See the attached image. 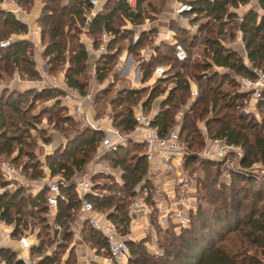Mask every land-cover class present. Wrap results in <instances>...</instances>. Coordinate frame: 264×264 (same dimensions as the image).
<instances>
[{"label":"trees","instance_id":"16d2710c","mask_svg":"<svg viewBox=\"0 0 264 264\" xmlns=\"http://www.w3.org/2000/svg\"><path fill=\"white\" fill-rule=\"evenodd\" d=\"M24 7L30 8L33 0H18ZM147 0H137L134 7H132L126 0H107L96 14L92 17L87 33L93 36L96 44L100 41L102 34L111 33L112 37L107 42L109 52L102 53L96 58L94 57L95 74L98 80H103L108 72L111 70L112 59L115 58L116 50L113 52L114 44L118 38H128V51L134 52L140 44L146 39L148 33L154 32V29L144 30L140 36L134 41L132 38L131 29H120L114 24L116 13L133 24H137L145 17V10L142 4ZM191 4V10L188 13L194 14L192 20H197L201 15L208 17L212 24L217 23V34H221L226 25L233 23L235 28L242 33V40L246 51L245 62L244 57L233 46H226L220 42L219 36L208 35L202 37L201 43L204 48L209 50V60L194 63L195 69L194 78L199 80L202 76L205 80V85L199 86V92L196 99L191 103L188 111L184 113L180 132L185 139L188 147L193 150L195 144L202 145L204 143V135L202 128L198 127L195 119H203L204 115L217 109V106L235 107L239 101L246 97V92L239 87L235 75L255 76L254 68H260L264 72V0H257V5L248 7L241 14L234 11L233 8L239 5H246L250 0H182ZM40 13L37 17V22L41 27V55H45L48 61L57 65L59 62L66 60L72 64L68 68V73L65 74L67 84L75 87L79 92H84V83L79 80L74 74L81 71V66L86 64L85 59L91 54L89 49L81 40L76 42L71 47H66L62 41L64 36V26L69 27V30L74 29L80 34L82 24L85 19V12L89 8L86 0H41ZM111 2L112 7L105 10L106 5ZM59 12V14L57 13ZM67 14V22L61 17ZM75 23V24H74ZM0 24L8 26L10 32H26L27 24L16 18L11 12L0 9ZM208 23L200 22L198 30H209L213 33V28H207ZM183 28V27H181ZM74 30V31H75ZM48 32V40H42ZM68 32V30H67ZM75 33V32H73ZM7 34V33H6ZM73 35V34H71ZM8 35L0 36L7 37ZM61 36V38H59ZM234 36V32L230 33ZM193 35L190 39V45L195 43ZM178 41V40H177ZM183 41V40H182ZM32 47V41L29 38L21 37L13 39L11 44L0 50V61L4 60L10 64L11 68L16 65L18 69L29 76L38 74L35 68V61L27 55V49ZM173 44L167 43V49L171 53L169 56L163 53L165 58L171 59L181 66H186L189 62L190 56L185 60H178L174 56ZM117 49V48H116ZM31 50V49H30ZM69 51L70 55L66 58L65 51ZM189 54V50H188ZM23 62L24 66L21 65ZM220 67H227L233 71L231 76L224 73V77L229 79L232 85L236 86L235 92L229 96L228 101L219 104V98L224 99L227 94L221 93L219 84L211 86L210 80L216 79L219 75L217 72H207L206 70L212 64ZM54 66H52L53 69ZM50 69V68H49ZM153 66L150 63L144 68V80L152 74ZM17 70V69H16ZM1 73V72H0ZM50 73V72H49ZM166 73V72H165ZM1 75V74H0ZM165 75V74H164ZM159 76L156 78V83L151 87L148 93V99L143 101L142 109L149 108L150 101L156 96L160 95L164 89L158 82L164 81L171 76L175 79V88L170 89L167 96L162 100V107L153 115V123L159 127L162 132H166L174 123V115L170 110L169 101L174 98V91L180 85H184L189 90V84L183 82L184 78L179 77L180 73L175 71L169 76ZM164 76V77H163ZM200 81V80H199ZM37 92L36 95L52 96L62 93L61 89L55 86H44L41 89L32 88ZM108 87L101 88L98 93L94 95V110L97 115L102 114L107 106H111L113 112V123L123 133L132 131L134 121L133 104L138 102V93L143 88L130 87L126 83L116 90V94L109 98L107 105L102 108L98 107L102 94L108 91ZM19 93H23L19 91ZM101 95H100V94ZM20 101L16 98L13 100H6L5 106L12 110L17 109ZM3 103L2 101L0 104ZM59 104V103H58ZM56 104L54 113L55 124L57 122H71L73 127L69 130H74L75 135L67 140L66 145L60 149H54L52 152H46L47 167L49 174H60L64 179L65 185H61V191L66 195L67 199L59 198L57 210L54 215V222L64 224L71 216L72 210L79 204L80 200L74 187V177L77 172L83 171L90 159L96 155L99 142L103 136L101 130L93 129L90 126H80L78 120L72 114H67L63 104ZM258 106L264 107V89L261 96L258 98ZM51 112V111H50ZM11 115L7 111H3L0 115V153L11 154L16 146L21 144L22 136L9 134L8 127ZM49 119L52 116L49 115ZM236 123H232L218 116L205 117V126L210 137L224 139L228 143H235L243 147V155L240 158V165L242 168L237 169L231 173L230 184L227 186L226 181H221L223 187L218 189L214 184V178L201 179L197 177L198 191H203V196L208 199L215 198L221 201V204H215L211 212L203 206H198L194 212L191 213L189 225L182 227L176 237L179 244L185 250L173 251L163 248V254L157 255V260L153 264H264V260L259 256L264 255V207L257 206L254 202H244L250 195L256 197H264V178H256L249 174L243 168L248 167L252 162L261 160L264 163V135L256 130L255 119L247 118V115L240 112L237 115ZM215 123V124H214ZM250 130V132L248 131ZM67 132V131H66ZM46 139H48L46 137ZM143 144L140 142H133L129 140L126 144L118 145L109 151H106L101 157L105 162H109L112 167L121 170V180L117 184L118 194H88L87 197L93 201L95 209L98 211L104 210L109 219L113 220L119 230L123 233L129 232L130 216L127 212L128 204L133 193V186L141 180L147 171V160L141 154ZM19 148V153H21ZM195 154L187 155L184 165L187 167L188 163L194 160ZM18 159V156L15 157ZM23 167H30L29 164L24 163ZM99 174V173H98ZM32 175H39L32 174ZM239 179L246 182H252L253 187H247L240 184L238 187L236 183ZM117 181V180H116ZM254 183H257V187ZM0 185H7L5 180L0 181ZM94 187V185H93ZM95 188V187H94ZM23 186H15L12 190H3L0 193V216L7 220L8 223L13 224L14 235H18L27 228V219L24 215L29 214L34 217L33 211H26V206H31L39 213L45 214L48 210L46 204V186L40 187L35 193H27ZM243 193V194H242ZM116 196L117 199H116ZM199 197V196H198ZM116 199V200H115ZM108 207V208H107ZM111 207L113 209L109 210ZM105 208H107L105 210ZM245 209L243 212L242 209ZM102 212V211H101ZM44 221L46 218L40 216ZM193 219V221H192ZM151 229L155 227L161 228L156 220L151 217ZM87 222V221H86ZM200 222V226L195 223ZM88 223V222H87ZM47 225V224H45ZM205 229V230H204ZM192 233L190 238L187 233ZM90 239L96 244L98 248H107V242L104 236L89 224ZM237 233V241L239 245L232 244L231 248L220 245L219 242L224 240L226 236L231 233ZM198 233V234H197ZM40 237V233L37 234ZM156 236V234H155ZM147 238H140L139 240H129L130 256L131 253L134 258H130L133 264H149L148 257L153 256V253L148 252L146 247ZM145 243V244H144ZM249 243L254 247L253 250L246 248L245 244ZM162 245V244H161ZM160 244L153 247L152 250H159ZM250 247V246H249ZM39 244H33L31 253L40 251ZM15 252L6 248H0V257L6 262H12ZM53 260L49 255H45L39 259V264H48ZM113 264V263H112Z\"/></svg>","mask_w":264,"mask_h":264},{"label":"rangeland","instance_id":"374dc122","mask_svg":"<svg viewBox=\"0 0 264 264\" xmlns=\"http://www.w3.org/2000/svg\"><path fill=\"white\" fill-rule=\"evenodd\" d=\"M165 1L166 0H147L142 4L143 10H145V17L142 19L141 22L137 24L132 23V27L130 28L132 30V35H134L135 32H139V25L148 26L150 23L153 22L154 18L157 17V14H161V12L163 11L162 7H164V3H166ZM180 1L182 0H178V2ZM250 2L253 1L250 0ZM112 5L113 3L109 2L106 5L105 10L111 8ZM57 13L59 14L58 11ZM68 17L69 16L67 14H63V17L61 18L67 22ZM159 22L161 23V25L164 26L169 25V27L174 32L172 35L174 36L173 38L182 42L183 45L186 47L187 51L189 50L190 58L188 64L186 66H181L179 63H176L173 60L165 58L163 56V53H166L169 56L171 55V53L167 49V43L172 40V38H159V33L157 32L158 28H155V32L150 31L146 39H144L142 44L138 46L136 51L131 53L129 52L128 54H131L132 57L136 60V63L134 64L136 65V68L138 66L137 69L140 70L142 76L144 73V68L147 67L149 63L150 66L153 67L158 64L163 65L166 72L164 76H169L175 71L180 73L179 77L185 79L183 84H189V90L184 87V85H180V87H177L174 91V98L169 101V104L170 110L174 115V119L183 120L184 113L188 111V108L190 107L191 103L197 97H193L190 92V80H193V78L196 76L194 72L197 71L193 64L196 62L209 60V50L207 48H204V44L201 43V40L203 39L202 37H206L208 35H216L218 26H216L217 23L212 24V22H209L208 17H205L204 15H201L197 20H193L190 23L191 25L194 24L191 29H186L184 27L181 28L178 21H176L175 19H166L165 22ZM200 22L208 23L206 24L207 28H209L210 30L213 28V33L207 29L199 31L198 28ZM124 23H126L125 20L120 15V13L117 12L114 18V24L120 27ZM7 27L8 26H2L0 24V36H12L13 32H10ZM63 30L64 36L62 38V41L66 44L67 48L71 47L72 45H75V43L79 42L81 39L87 38L86 36L77 33L74 29V25L70 30L69 27H66L65 25ZM231 32H234V36H230ZM193 35H196V37L194 38L195 43H192L193 45H190V39L191 37H193ZM217 36L221 38L220 42L223 45L233 46V48H236L237 51L241 54V56L244 54V43L242 40V33L239 29L235 28L233 23H231V25H226L223 32L221 34H217ZM59 38H61V36H59ZM129 38L131 37L129 36L126 39L118 38V40L114 44L113 52L114 50H116V55L115 58L112 59L111 70L108 72L107 76L103 80H98L96 78V74L94 75L95 66L93 65L95 62L93 54H89L87 59H85L86 64L84 66H81L80 73L76 75L74 74V76H76L79 80L84 83L83 93L89 92L91 93V95L94 96L96 93L99 92L101 88H104L106 86L109 88L105 94H102V98L99 101L100 104L98 105V107L100 108H102L104 105H107L109 98L116 94V90L121 86L125 85L126 71H124V66L129 58H123L125 50L127 49L128 43L130 41ZM48 39L49 37L47 32V34H45V37H43L42 40ZM40 53L41 52H38V49L35 45H33L32 47L30 46L27 49V55L34 59L35 68L38 71V74L35 76H29L26 73L22 72L20 69H18L17 65L14 68H11L10 64L5 62L4 60L0 61V102H3L0 104L1 113L3 111H7V113L11 115L8 127L9 134L22 136L21 144L16 146L11 154H6L4 152L0 153V181L5 180L7 184L0 185V193L3 190H12L13 188H15V186L20 185L24 187L25 192L32 194L35 193L40 188L41 184L46 181L64 180L63 178H61L60 174H49V170L46 165V151L43 149V147H41V143L45 142L46 144H48L50 148L49 150H47V152H52L54 149L58 148L62 149L66 145L67 140L75 135L74 130H69L74 125L71 122H57V124H55L53 111L56 108L58 109V107L55 108L54 105L58 103L60 105L62 104L61 94L56 95V92L52 96L36 95L37 92L34 91L32 88L41 89V87H36L34 85L32 86L31 82L34 78H37L38 75L44 72L49 76V78H52L54 80L53 82L57 84L55 85L56 88L61 89L60 86L69 87L70 85L66 83L67 80L65 74L68 73V68L72 63L66 60L65 62H59L57 63V65H55L52 64L53 62L50 63L47 57L43 54L41 55ZM65 54L66 58H68L70 52L66 50ZM244 60L246 61V58H244ZM21 65L24 66L23 62H21ZM52 66H54L53 69ZM16 69L20 74L21 80L18 82H12V84H10V76H12L14 70ZM118 69L121 70V73H119ZM206 71L209 73L217 72L219 74L216 79L210 80L209 83L211 84V86H216L219 84V89L221 90V93L224 92L225 94H227L224 99L219 98V104L224 103L225 101L227 102L229 96H231V94L235 92L236 86L232 85V83L229 82V79L224 77L223 74L228 73L231 76V74H233V71L227 67H220L214 63ZM149 77L146 78L147 81L150 79L149 82L146 83L143 79V76L142 80L144 82V85L139 84L137 86V88L143 89H141V92L138 93V102L132 105L133 110L139 104H142V100L145 101L148 99L149 90L156 83V79L153 80L151 74ZM203 77L205 76H202L199 79L200 81H196V79L194 78L197 85H205L206 79H203ZM158 84L162 86L164 91L150 101L149 108L143 109L146 113L151 114L153 113V111L157 112L161 108H164V106L162 107V100L165 99L170 89L175 88L176 82L174 77L170 75L168 79L158 82ZM19 91H22L23 93H19ZM14 98H17L20 102L18 103L17 109L12 110L11 108L5 106V101H10ZM64 106L66 108L64 112H66L67 114H72L75 119L79 121L81 127L86 126L83 119L80 118L79 114L73 111L70 103ZM219 107L220 106H217V109L207 112L204 115V118L207 116H218L229 120L232 123H236L237 115L240 112H243L247 115L248 119L251 117L252 119H255L256 130H258L259 132H261V134L264 135V107L258 106V99L254 101L250 98V95L246 94V97L239 101L235 107ZM247 109H249V112L246 111ZM49 115L52 116V119H49ZM204 118L195 119V122L198 127L202 128L203 126H205ZM248 131L250 132V130ZM46 137L48 139H46ZM208 137L210 136L207 132V138ZM207 146L208 145L205 142L204 138V143L202 145L195 144L192 147L195 157L193 161L188 163L186 169L188 172L195 175L196 180L197 177L201 178L202 180L205 178L213 177L214 184L218 189H221L223 187L221 181H226L228 186L231 180V173L237 169L242 168V166L240 165V158L244 153L243 147L241 148L240 153L229 154L228 157L219 159L206 157L205 149ZM19 148H21V153H19ZM16 156H18V159H15ZM94 157L95 156L93 154V157L90 159V161H92ZM7 161H11L16 166L22 167L21 177H5L2 171V164ZM24 163L29 164L30 167L24 168ZM249 168H253L254 173L247 171ZM243 170L247 171L249 174L253 175L258 179L264 178V175H262L264 174V163L261 160H256L252 162L250 166L243 168ZM37 173L39 174L38 176L32 175ZM118 174H120V172H118ZM119 183L118 181H116V177L112 173H97L94 175L93 178L94 187L100 194H118L116 190L118 188L117 184ZM240 184H243L244 186L250 188L253 187L252 182L242 181V179L238 180L236 186L238 187ZM254 184L257 187V183ZM117 197L118 196H116V199ZM197 201L200 206H203L209 212L212 211L215 204L219 203V201H217V199L215 198H205L203 196V191L201 192V190L197 191ZM244 202H254L255 205L264 207V197L262 196L256 197L255 195L250 194ZM219 204H221V201ZM107 208H105V210ZM113 208L114 207H111L109 210ZM24 209L26 211L34 212V217L30 216L29 214L24 215V218H26L28 222L27 228H25L24 231L30 233V238L33 241V244H39L40 242L41 246L40 251L32 253L33 255H37L40 258L45 255H49L53 261L48 264H109L106 261L107 259H105L103 256V254H107V250L104 248H98L96 244L90 239L88 231L89 224L84 220L79 204L72 210L71 216L67 219L64 224L55 223L53 220V216L48 212H46L45 214L39 213L35 209L31 208V206L29 205L26 206ZM242 210L243 212H245L244 208ZM101 211L103 213H106V211L104 210ZM40 216H44V218L46 219L44 221H40ZM151 217L152 220H155L156 213L152 214ZM151 217L148 222L143 223L144 221H142L136 227L134 226L135 229H133L134 233L136 231L138 234L142 235L140 237L135 238L134 240H139L140 238H147V243L144 244L148 248L147 251L153 253V256L148 257L149 264H153L154 262H156V260L158 259V254H163L162 247L173 251L185 250L183 247L180 246L179 240L176 237L180 232L183 231V229L176 227L175 224L170 221L167 222V224H165L164 226L160 225L162 226L161 228L155 227V230L153 228L152 233L156 234L154 238H152L153 235L148 234V232H145V235L144 231H141V229H150V222H152ZM98 219L99 221L104 222L103 216L98 215ZM195 224L196 226H200L201 223L198 222ZM193 232L195 231L192 230L190 233H187V236L190 238ZM38 233H40V237L37 236ZM237 236L238 235L236 232H231L226 236L224 240L220 241L219 244L227 246L229 248L233 246L232 244H236L237 246L239 245L236 239ZM151 244H153L155 247H157L158 244L162 245L160 246L159 250H152L153 246L151 247ZM245 246L247 249H254V247L252 245H249V243H246ZM92 250L94 252H98L99 254L101 253V256L93 260L92 258H94V253L92 252ZM259 256L264 260V255L259 254ZM130 258H134V255L132 253L126 264H133L130 261Z\"/></svg>","mask_w":264,"mask_h":264},{"label":"built area","instance_id":"2783aa9c","mask_svg":"<svg viewBox=\"0 0 264 264\" xmlns=\"http://www.w3.org/2000/svg\"><path fill=\"white\" fill-rule=\"evenodd\" d=\"M4 4V10L11 12L16 18L27 24V31L30 40L37 48H41V40L34 41V37L41 38L42 30L38 23L32 24L26 18L27 11L18 0H1ZM132 7L137 0H126ZM89 8L85 12L84 23L82 24L80 34L87 32L92 17L96 14L98 8L102 5L103 0H86ZM191 10V4L186 1H180L174 7L176 14H183ZM196 25V24H195ZM194 26V24L191 25ZM197 26V25H196ZM82 39L85 46L90 48L96 56L109 52L106 40L111 38L109 33L102 34L100 41L96 44L93 36H86ZM138 34L134 35V41ZM13 38L12 36L0 38V50L8 47ZM174 56L178 60H185L189 54L182 42L173 41ZM246 58V51L244 54ZM248 63V60L245 61ZM95 66V64L93 65ZM255 76L235 75L239 87L250 98L256 101L264 89V72L260 68H254ZM165 74L163 65H155L152 69L154 79ZM95 75V73H94ZM13 79L20 80V74L16 73ZM34 86H55V82L50 80L49 76L42 72L37 78L32 80ZM190 92L193 97L198 94V85L195 79L190 80ZM135 87L133 84L128 85ZM61 100L63 105L71 104L73 111L79 114L86 126L93 129L101 130L103 136L99 142L97 153L94 159L87 164L83 171L77 172L74 177V187L80 200V210L84 220L92 227L98 230L107 242V254L104 258L107 263L126 264L130 257L129 240L134 239L132 232L123 233L119 230L116 223L109 219L106 213L95 209L93 201L88 194H98L93 187V178L97 173H112L115 175L116 168L112 167L109 162H103L102 155L118 145L126 144L129 140L143 144L141 154L147 160L146 174L133 186V195L130 198L127 212L130 216L129 225L132 222H139L140 219L150 220L152 214L156 213V222L164 226L167 222H172L176 227L182 228L189 225L191 213L198 206L197 191L198 184L195 175L187 171L184 162L187 155H191V150L185 139L182 137L180 127L182 120L176 119L166 132H162L157 125L153 123V116L146 113L141 104L134 109V127L131 132H121L113 123V112L111 106H107L102 114L97 115L94 110V96L89 92L81 93L77 88L71 86H60ZM93 108V113L90 108ZM91 108V109H92ZM249 112V109L246 110ZM1 115V109H0ZM202 133L205 137L207 147L205 149L206 157L225 158L229 154L240 153L241 146L235 143H228L221 138H207V130L202 127ZM43 147H47L42 142ZM200 154V153H199ZM90 164V165H89ZM120 170V169H119ZM2 171L5 177L19 178L22 176V167L16 166L11 161L2 164ZM64 180L46 181L40 187L46 186V204L47 212L52 216L55 215L59 198L66 200V195L61 191V185H65ZM98 215L104 217V222L99 221ZM13 224L8 223L6 219L0 216V248H6L15 252L12 262H6L0 257V264H13L14 260L21 258L24 264H39V256L31 253L33 241L30 233L23 231L14 235ZM151 228L148 234L151 235ZM153 235V233H152ZM152 245V244H151ZM101 253H94L93 260Z\"/></svg>","mask_w":264,"mask_h":264},{"label":"crops","instance_id":"0c3cea01","mask_svg":"<svg viewBox=\"0 0 264 264\" xmlns=\"http://www.w3.org/2000/svg\"><path fill=\"white\" fill-rule=\"evenodd\" d=\"M107 0H103V2H102V5L106 2ZM253 2H249L248 4H246V5H239L238 7H236V8H233V10L234 11H236V12H238V13H242V12H244L248 7H253V6H256L257 5V0H252ZM0 2H2L1 0H0ZM166 3H164V7H162L163 9V11L161 12V14H157L156 16V18H154V20H153V22L152 23H150L148 26L147 25H139V32H135L134 33V35L135 34H138V37L140 36V34H141V32L142 31H144V30H149V29H154V32H155V28H158V33H159V35H158V37L159 38H161V39H164V38H168V37H171L172 38V40H170L169 42H168V44H172L173 43V41L174 40H177V39H175V38H173L174 36H172L173 35V30L169 27V25L168 26H164V25H161V23L159 22V21H162V22H165L166 21V19H168V20H176V21H178V23H179V25L181 26V27H184V28H186V29H191V22L193 21L192 20V18H193V16H194V14H191V13H188V12H185V13H183V14H176L175 12H174V7H175V5L177 4V2H178V0H166L165 1ZM41 5H42V2H41V0H33L32 1V3H31V6H30V8H25L26 9V11H27V16H26V18L28 19V21H31V23L32 24H35V23H38L37 22V17H38V15H39V13H40V7H41ZM102 5L99 7V8H101L102 7ZM2 6H4V4H1L0 3V9H4V7H2ZM246 6H247V8H246ZM98 8V9H99ZM124 20H125V22L126 23H124L123 25H121L120 26V28L121 29H130L131 27H132V22L131 21H129L128 19H126V18H124ZM110 35H111V37H112V34L111 33H109ZM80 35H83V36H90L87 32H84L83 34H80ZM134 35H132V38H134ZM21 37H24V38H30V35H29V33H28V31L26 30V32H16V33H12V38L13 39H19V38H21ZM39 40H41V38H39V37H34V41H36V42H38ZM81 41H82V39H81ZM109 40H106L105 41V43H107ZM167 41V40H166ZM40 42V41H39ZM32 44H33V41H32ZM34 45V44H33ZM38 49V52H40V47L39 48H37ZM89 49V51L91 52V54H93L94 55V57L96 58V54L90 49V48H88ZM130 51H128V49H126L125 50V53H124V58L123 59H125L126 57H128L129 59H128V61H127V63H125V66H124V71H126V73H125V76H126V84L127 85H130V84H133V86H138L139 84H141V85H144V82H143V80H142V75H141V73H140V70L139 69H137L138 68V66H137V68H136V65L134 64V63H136V60L132 57V55L131 54H128ZM131 53V52H130ZM41 54V53H40ZM129 55V56H128ZM118 71H119V73H121V70L120 69H118ZM16 73H19L18 72V70H14V72H13V74H12V76H10V79H9V83L10 84H12V82H18V81H20V80H17V79H13V77H14V75L16 74ZM63 74V73H62ZM152 75V74H151ZM63 76V75H62ZM150 78V77H149ZM152 79L154 80V78L152 77ZM50 80H53L52 78H50ZM150 80V79H149ZM149 80L147 81L146 79L144 80L146 83L147 82H149ZM54 81V80H53ZM32 84V86L34 85L33 84V82H31ZM11 86V85H10ZM92 108V107H91ZM90 108V110L92 111V113H93V108L91 109ZM155 112L156 111H153V113H151V115L153 116L154 114H155ZM41 147H43V146H41ZM49 146H48V144H47V147H43V149L47 152V150H49ZM91 161H89V163H90ZM101 163H104L105 164V162L103 161V162H101ZM90 165V164H89ZM116 168V167H115ZM118 172H120V174H118ZM115 177H116V180L117 181H119L120 182V180H121V170H119V168H116V170H115V175H114ZM107 213V212H106ZM53 220H54V216H53ZM142 221H144L143 223H145V222H147L145 219H140L139 220V222H132L131 223V225H129V230L132 232V235H133V237H134V239L135 238H137V237H140V236H142L141 234H138L136 231H135V233L133 232V229H135V227L140 223V222H142ZM135 226V227H134ZM144 231V234L146 235V233H147V231L148 230H146L145 228H142L141 229V231ZM151 231H153L152 229H151ZM150 231V232H151ZM146 232V233H145ZM151 234H152V232H151ZM155 237V234L153 233V236H152V238H154ZM154 247V245L152 244L151 245V247ZM92 252L93 253H98V252H94L93 250H92ZM99 254V253H98ZM89 255V254H88ZM91 255V254H90ZM90 257V256H89ZM98 257H100V256H98ZM97 257V258H98ZM91 258V257H90ZM95 260V259H94ZM98 260V259H97ZM96 260V261H97ZM99 261V260H98Z\"/></svg>","mask_w":264,"mask_h":264},{"label":"water","instance_id":"95a60500","mask_svg":"<svg viewBox=\"0 0 264 264\" xmlns=\"http://www.w3.org/2000/svg\"><path fill=\"white\" fill-rule=\"evenodd\" d=\"M247 171H249V172H253V173H254L253 168H249ZM263 173H264V172H263ZM262 175H264V174H262ZM13 264H24V261H23L21 258H18V259H16V260H14Z\"/></svg>","mask_w":264,"mask_h":264}]
</instances>
